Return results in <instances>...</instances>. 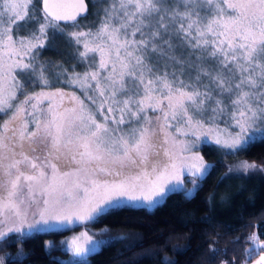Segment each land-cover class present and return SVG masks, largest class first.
I'll list each match as a JSON object with an SVG mask.
<instances>
[{
  "label": "snow or ice",
  "instance_id": "1",
  "mask_svg": "<svg viewBox=\"0 0 264 264\" xmlns=\"http://www.w3.org/2000/svg\"><path fill=\"white\" fill-rule=\"evenodd\" d=\"M86 12L85 0H0V113H11L0 125V237L90 220L121 198L153 203L182 170L204 174L187 137L240 150L264 123V0H108L95 30L67 31ZM57 36L85 72L39 60ZM21 75L42 90L26 92ZM60 82L88 104L44 90ZM220 123L239 131L221 139Z\"/></svg>",
  "mask_w": 264,
  "mask_h": 264
},
{
  "label": "trees",
  "instance_id": "2",
  "mask_svg": "<svg viewBox=\"0 0 264 264\" xmlns=\"http://www.w3.org/2000/svg\"><path fill=\"white\" fill-rule=\"evenodd\" d=\"M87 2L90 9L78 21L80 31L95 30L103 15L96 0ZM98 2L107 7V0ZM35 27V23L27 25L29 30ZM180 54L177 49L176 55ZM39 60L61 64L69 73L87 70L60 36L41 51ZM19 78L26 92L41 88L23 75ZM54 87L66 84L53 83ZM4 117L0 113V123ZM200 152L209 167L192 193L176 189L151 208L119 205L97 215L87 228L98 234L101 245L77 264H248L260 256L257 246L264 245V136L240 150L205 144ZM238 160L258 167L247 173L230 171L229 165ZM79 227L83 226L9 233L0 239L3 264H76L63 260L68 251L60 247L59 239Z\"/></svg>",
  "mask_w": 264,
  "mask_h": 264
},
{
  "label": "rangeland",
  "instance_id": "3",
  "mask_svg": "<svg viewBox=\"0 0 264 264\" xmlns=\"http://www.w3.org/2000/svg\"><path fill=\"white\" fill-rule=\"evenodd\" d=\"M108 1V0H107ZM97 4H98V8L97 10L100 11L103 14V9L105 8L104 5H100L101 2H98V0H96ZM35 4L36 6L39 8L40 7V0H35ZM108 6V3H107ZM68 30L73 31V30H77V29H73V28H69ZM29 28H25V27H21L20 31H19V35L20 36H26L28 34ZM78 73V72H77ZM205 83H207V81H205ZM56 89H61L63 92L68 93V94H75L77 97H79L81 100H84L85 104H88V101L85 100L82 91L76 86V85H67L66 87H54V88H48V89H44L45 91H55ZM42 89H36L34 91L28 92V93H33V92H40ZM24 99V95L22 94V96H20L18 94V98H17V102L18 101H22ZM64 106H71L72 102L69 99H65L64 100ZM47 104L45 103L44 107H46ZM108 105H105V108H107ZM11 113H9L8 115H5L2 123H0V125H3L4 121L8 120L10 117ZM113 115H116L118 117V113H114ZM151 115V113H150ZM98 121L102 122V118L100 116L97 117ZM9 127L11 128L12 125H9ZM33 125L29 124V130H32ZM219 128L220 129H225L224 132L221 133V139H226L228 138V132H231L233 135H235L236 132L239 131V129H226V126L223 123L219 124ZM2 130V129H0ZM170 131L173 132V134H175L174 129H171ZM10 134V133H9ZM248 137H250V141L251 142L253 139H257L260 137L264 136V123H257L256 125H254L253 128L248 130V133L246 134ZM215 136V132L213 133V137ZM180 139H185L184 137H179ZM187 139L190 142H193L196 144V146L192 149V152L190 153L191 155H199L202 157L201 152H200V148L205 145V144H209V145H216L214 142L212 141V137L209 138V142L205 143L204 142V138L202 137L200 141H195V139L191 136L187 137ZM247 143H245L244 145H246ZM243 145V146H244ZM220 146V145H217ZM221 147V146H220ZM222 149L225 150H229V151H234L232 149H226L221 147ZM185 155H189V153H185ZM56 162L58 164V167L61 168V171H73L74 168L76 167L75 165H73L70 161L65 160L64 158H62L60 161H53ZM204 164L206 165V170L207 171L209 164L203 159ZM246 162L244 160H238L233 162L232 164H230V171L232 172H243V173H247L251 170L254 169H250L247 172H245L240 165ZM249 163V162H247ZM204 172V173H205ZM200 177V175L197 176H192L187 170H182L180 172L179 175V182L173 181L172 184H170L167 187V191L166 194L169 193L170 191L176 190V189H186L187 193H192V191L195 188V185L191 182L192 180H195L197 182L198 178ZM105 178V177H102ZM108 179H111V177H106ZM138 194V193H137ZM165 194V195H166ZM165 195L161 196V197H157L155 198V201L153 203H148L145 201H129L127 200V198H121L119 199L116 203H118V205H131V206H144L147 208H151L154 205L158 204L159 202H161L163 200V198L165 197ZM97 216H94L92 219L90 220H83V221H75L74 223L68 224V223H55L52 225H41L40 226V230H47V229H63V228H73L74 226H83V227H79V228H75V229H71L69 230L67 233L63 234L60 237V247L63 249H66L67 255L66 257L63 258L64 261L69 262V263H82L85 262L87 260V255L90 251H93L95 249H97L100 245H101V238L98 236L97 233L93 232V230L88 229L87 225L89 223H91ZM4 231H6V229H4ZM33 231L28 230L27 228H25L23 230L22 233H17L19 235L21 234H26V233H30ZM87 234L86 236L84 234ZM87 237H91V240H88ZM2 237H0L1 239ZM73 240L76 241L77 244H79L80 246H82L83 248H85V252L77 254L73 251ZM50 242V241H47ZM259 248V250L261 251L260 256H258L257 258H255L253 261H250L248 264H258V262L260 261V257L264 256V245L263 244H259L257 246ZM0 259H2L4 261V258L2 255H0ZM4 263V262H3Z\"/></svg>",
  "mask_w": 264,
  "mask_h": 264
},
{
  "label": "water",
  "instance_id": "4",
  "mask_svg": "<svg viewBox=\"0 0 264 264\" xmlns=\"http://www.w3.org/2000/svg\"><path fill=\"white\" fill-rule=\"evenodd\" d=\"M85 3H86V5H87V12H86V14H84V15L78 17V21H79L80 19L86 17V16L88 15V13H89V9H90V8H89V4H88L87 0H85ZM40 7H42V0H40ZM61 23H65V22H61Z\"/></svg>",
  "mask_w": 264,
  "mask_h": 264
}]
</instances>
